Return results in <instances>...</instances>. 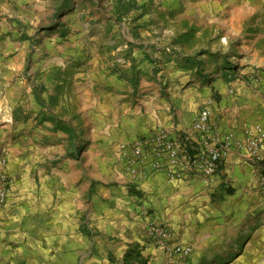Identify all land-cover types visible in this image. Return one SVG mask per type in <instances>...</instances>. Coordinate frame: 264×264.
Listing matches in <instances>:
<instances>
[{"label":"crops","instance_id":"0c3cea01","mask_svg":"<svg viewBox=\"0 0 264 264\" xmlns=\"http://www.w3.org/2000/svg\"><path fill=\"white\" fill-rule=\"evenodd\" d=\"M257 18L263 27L264 10ZM63 22L53 18L42 27L43 42L52 45L68 32L66 43L75 49L64 53L77 63L72 66L71 57L55 67L44 65L40 84L55 91L38 92L59 98L68 119L80 118L90 130L80 141L106 147L115 165L108 169V156L91 155L81 167L78 156L47 155L56 159L54 164L43 156L45 164L36 171L38 187L32 169L36 150L32 145L8 146L7 167L15 182L0 207V264H126L130 249L145 264H206L230 256L242 243L264 240V198L255 167L241 150L233 149L222 159L209 183L186 167L176 178L149 167L143 177L133 178L116 157V145L158 128L168 129L182 151L194 152L192 120L203 107L220 136L231 132L242 139L246 128L264 124V56L256 55L264 43L246 41L241 29H229L232 44L239 40L245 51L234 49L231 58L245 56L225 65L209 52L153 47L152 40L141 41L147 30L137 40L131 29H62ZM0 24V29H12L5 18ZM66 68L74 69L69 91L61 76ZM48 71L61 75L54 79ZM58 110L41 108L42 124L33 127L30 139L52 144L45 138L46 126L64 120ZM3 116L7 120L6 113ZM32 126L28 119L23 128L29 131ZM59 143L68 146L63 139ZM97 162L100 167L94 166ZM105 176L113 178L111 184L105 183L110 182ZM144 210L169 226L172 244L191 247L187 257L167 255L147 236Z\"/></svg>","mask_w":264,"mask_h":264},{"label":"rangeland","instance_id":"374dc122","mask_svg":"<svg viewBox=\"0 0 264 264\" xmlns=\"http://www.w3.org/2000/svg\"><path fill=\"white\" fill-rule=\"evenodd\" d=\"M65 1L67 3L64 5ZM261 10H264V0H0V22L5 18L12 24V29H0L1 156L6 158L8 165V146L21 144L31 147L32 145L31 148L36 150L34 157L36 161L33 160L32 164V169L35 170L34 182L40 187L36 171L45 164L41 160L43 156L46 161L53 160L52 164L55 163V156L60 158L78 156L77 163L81 167L91 155L93 158L109 155L106 147L88 146L80 141L90 134V130L79 123L80 118L68 119L69 114L60 110L66 107L60 108L59 98L44 97L38 92L39 88L44 89L45 95L49 90L55 91L52 85L46 89L42 83L40 84L44 65L55 67L60 65L62 60L65 62L71 57L70 64L73 66L77 63L73 56L64 53L69 49H75L74 46L66 43L68 32L52 45L43 42L41 28L49 25L51 19L64 21L66 26L63 25L62 29H81L84 26L87 29L100 27L131 29L134 32L132 34L134 39L137 40L142 39L140 32L147 30L150 35L144 32L147 37L141 41L152 40L153 47L159 45L168 52H176L177 49L184 53L209 52L219 56L222 63L228 65L227 63H233L231 61L245 56L235 55V58H231L230 53L234 52V49H239L240 53L245 51L241 49L239 40L234 42V48L232 47L229 29H241L246 41L248 38H254L256 42L264 43L262 41L264 26L260 25V19L257 18ZM55 33L58 35L59 32ZM250 33L255 36L251 38ZM261 46L256 49L257 58L264 56V48L262 49ZM248 52L251 55L255 50ZM69 69L66 68L62 75L50 71L46 74L53 75L54 79H58L60 75L64 77L67 81L66 83L64 81V85L69 91L72 89L70 81L74 75V69ZM7 92L10 94L8 95ZM44 106L51 108L57 106L59 108L57 113L65 116L64 120H59L56 124L52 123L53 127L46 126L48 133L45 138L47 140L50 138L52 144L30 139L36 132L33 127L42 124L40 112ZM67 107L70 108V105ZM3 113H6L7 120ZM3 118L4 121H8L7 124L2 122ZM28 119L33 126L26 131L23 126ZM50 121L52 122L53 119L50 118ZM94 132L98 131L93 130ZM62 139L68 142V146L55 144ZM119 145H116V148ZM47 155H53L55 158L49 159ZM108 157L109 161L106 165L108 169L113 168L115 165L112 161L113 157L111 154ZM100 164L97 162L94 166L100 167ZM104 179L109 180L108 176ZM112 180L113 178L109 183H105L111 184ZM261 196L263 197L262 193ZM236 248L237 250H233L230 256L216 258L214 261L209 259L206 264H264L263 239L242 243Z\"/></svg>","mask_w":264,"mask_h":264},{"label":"built area","instance_id":"2783aa9c","mask_svg":"<svg viewBox=\"0 0 264 264\" xmlns=\"http://www.w3.org/2000/svg\"><path fill=\"white\" fill-rule=\"evenodd\" d=\"M192 128L197 134L194 152L182 151L181 142L166 128H158L120 144L116 149L117 160L125 172L133 178L143 177L147 167L164 169L169 178L181 175L182 169H192L200 174L202 181L209 183L219 163L233 149L241 150L254 165V174L264 197V124L256 123L244 130L242 139H236L231 132L218 135L209 123V111L203 107L192 120ZM14 177L9 172L7 160L0 155V207L5 204L14 186ZM147 236L167 255L177 254L185 258L191 247L172 244L169 226L157 221L144 210Z\"/></svg>","mask_w":264,"mask_h":264},{"label":"trees","instance_id":"16d2710c","mask_svg":"<svg viewBox=\"0 0 264 264\" xmlns=\"http://www.w3.org/2000/svg\"><path fill=\"white\" fill-rule=\"evenodd\" d=\"M126 264H145V260L134 249H130L125 254Z\"/></svg>","mask_w":264,"mask_h":264}]
</instances>
